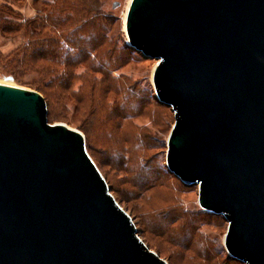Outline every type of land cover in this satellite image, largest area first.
I'll return each mask as SVG.
<instances>
[{
  "label": "water",
  "instance_id": "obj_1",
  "mask_svg": "<svg viewBox=\"0 0 264 264\" xmlns=\"http://www.w3.org/2000/svg\"><path fill=\"white\" fill-rule=\"evenodd\" d=\"M129 46L157 60L175 125L167 166L228 221L224 246L264 264V0H132ZM0 264H168L38 91L0 84Z\"/></svg>",
  "mask_w": 264,
  "mask_h": 264
},
{
  "label": "rangeland",
  "instance_id": "obj_2",
  "mask_svg": "<svg viewBox=\"0 0 264 264\" xmlns=\"http://www.w3.org/2000/svg\"><path fill=\"white\" fill-rule=\"evenodd\" d=\"M44 1L24 0L11 18L15 17V24L19 26L37 19L38 12L44 11L46 19L45 10L50 6L46 7ZM102 1L104 12L115 20L109 42L116 54L112 62L115 63L113 76L117 78V85L112 86L111 82L104 83L103 88L97 85V89H104L102 101L106 108L96 112L91 104L81 102L83 79L77 80L72 89V100L65 102L63 92H59L62 95L59 101L47 102L49 123L66 124L84 135L90 156L106 178L113 196L132 218L140 238L168 264H212L211 257L221 262L227 261L228 257L233 259L224 246L228 221L222 216L207 214L199 205V187L183 184L168 169L167 142L175 125V115L172 108L162 105L157 98L153 75L158 61L145 58L129 46L124 28L131 0ZM2 3L0 0V6ZM30 40L31 37L25 36L24 31L12 34L0 32V84L35 91H38L36 85H43L40 74L25 67L26 63L22 60L25 52L34 51ZM126 44L130 48L128 52L123 51ZM21 50L23 52L19 56ZM26 55L24 60L27 62L36 60L31 53ZM94 77H99V81L102 79L99 74ZM112 114L119 119L105 125V119L113 117ZM140 135L145 144L136 146L137 136ZM145 148L151 149L144 151ZM144 154L149 159L146 168L158 172L157 178L167 181L168 185L155 187L149 179L144 181L138 174ZM177 204L186 212L188 219H201L200 248L209 249V252L193 251V237L188 233L186 216L173 212L176 208L179 210ZM181 216L182 219L178 220ZM233 261L243 264L235 259Z\"/></svg>",
  "mask_w": 264,
  "mask_h": 264
},
{
  "label": "trees",
  "instance_id": "obj_3",
  "mask_svg": "<svg viewBox=\"0 0 264 264\" xmlns=\"http://www.w3.org/2000/svg\"><path fill=\"white\" fill-rule=\"evenodd\" d=\"M41 0H35L40 2ZM43 1V0H42ZM0 6V32L3 34H12L13 32L24 31L25 36L31 37L30 43L34 51L31 53L36 60L27 62L26 52L23 55L24 66L34 69L42 77L43 85H36L37 90L44 94L47 102L55 103L60 100L59 92H63V100L67 102L72 100L74 95L72 89L77 80L83 79V86L80 88L81 102H87L95 107L96 112L106 108L102 95L104 89L100 88L104 83L111 82L112 86L117 85V78L113 76L115 63V49L109 42V33L114 24V17L104 12L102 0H45L43 4L49 7L44 11H39L37 19L28 21L27 24L16 25V18L11 14L20 9V4L24 0H2ZM111 46H106V45ZM117 50V49H116ZM123 51H130L126 44ZM23 50L20 51L21 56ZM22 65V66H23ZM79 70V72H77ZM102 76L100 83L99 77ZM98 85V86H97ZM103 88V87H102ZM58 92V93H57ZM98 92V95H97ZM98 99H97V98ZM97 99V100H96ZM113 117L105 119L106 124L110 125L119 116L112 114ZM144 138L137 136V145L145 144ZM143 141V142H142ZM151 148H145L148 151ZM144 162L138 166V174L144 179H149L155 187H165L167 181L157 178L158 172L147 167L148 157L142 155ZM149 166V165H148ZM167 173H164L166 175ZM166 177V176H165ZM168 187V186H167ZM168 193V192H167ZM179 210L174 209L175 214L186 216L189 227V234L192 235L193 251L209 252V249L202 250L200 247L202 239L200 228L202 221L200 219H188L186 212L177 204ZM181 207V208H180ZM173 209V208H172ZM177 210V211H176ZM180 211V212H179ZM214 215L212 213H208ZM182 216L178 219L181 220ZM215 216V215H214ZM185 238V237H184ZM198 250V251H197ZM212 264H236L233 259L228 257L227 261L221 262L217 259L210 258Z\"/></svg>",
  "mask_w": 264,
  "mask_h": 264
},
{
  "label": "bare ground",
  "instance_id": "obj_4",
  "mask_svg": "<svg viewBox=\"0 0 264 264\" xmlns=\"http://www.w3.org/2000/svg\"><path fill=\"white\" fill-rule=\"evenodd\" d=\"M131 1H132V0H131ZM131 1L129 2V5H130ZM128 8H129V6H128ZM127 10H128V9H127ZM125 17H126V15H125ZM3 84H5V83H3Z\"/></svg>",
  "mask_w": 264,
  "mask_h": 264
}]
</instances>
